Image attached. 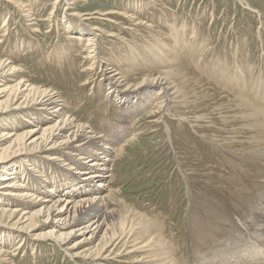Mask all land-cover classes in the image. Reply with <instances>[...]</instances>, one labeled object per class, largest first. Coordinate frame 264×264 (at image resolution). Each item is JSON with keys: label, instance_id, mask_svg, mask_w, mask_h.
I'll use <instances>...</instances> for the list:
<instances>
[{"label": "rangeland", "instance_id": "rangeland-1", "mask_svg": "<svg viewBox=\"0 0 264 264\" xmlns=\"http://www.w3.org/2000/svg\"><path fill=\"white\" fill-rule=\"evenodd\" d=\"M73 1L0 0V61L20 69L33 86L68 99V112L95 131L121 124L114 117L118 107H125L127 118L140 115L132 123L135 132L122 148L117 146L108 178L106 209L114 211L116 226L107 223L99 243L80 237L58 245L49 238L38 240L52 227L44 218L34 219L30 232L14 231L22 217L9 219L0 207V264L158 263L161 247L156 249L154 238L146 240L134 227L141 219L159 227L160 245L177 264H264L256 256L238 260L251 244L264 249V0ZM76 10L123 16L97 15L90 22L98 35L96 46L86 41L91 32L80 40L68 38L83 31L80 16L71 15ZM159 44L169 48L163 60L155 58ZM129 46L135 48L131 62L125 58ZM98 61L110 63L120 77L126 74L130 87L120 93L124 106L106 101ZM165 72L167 82H173L172 99L158 100L139 114L127 106L152 88L143 84L146 77L158 79ZM15 105L0 104V128L14 122L25 126L20 118L26 116L10 110ZM28 112L42 114L37 108ZM57 153L68 155L65 147ZM44 154L33 155L45 172L49 158ZM4 160L0 175L3 167L9 171L13 163L22 164L11 155ZM29 192L38 190L29 187ZM127 207L132 212L125 211L127 224L121 225L119 210Z\"/></svg>", "mask_w": 264, "mask_h": 264}, {"label": "bare ground", "instance_id": "bare-ground-1", "mask_svg": "<svg viewBox=\"0 0 264 264\" xmlns=\"http://www.w3.org/2000/svg\"><path fill=\"white\" fill-rule=\"evenodd\" d=\"M84 1L85 0H82V2ZM72 2L74 1L72 0ZM85 2L88 3L87 1ZM76 11V14L73 13L71 15L80 16L83 31L81 35L78 34L79 36H74L69 33L70 37L68 38L72 40H80L86 38L87 33L91 32L93 37L91 36L86 41L93 43V45H96V37L98 35L95 33L96 31L94 30V27H91L92 25L90 22L96 21V19H98L97 15L103 16L104 18H107L109 15L123 16L117 12L100 14L98 11H95L82 14L78 13V10ZM107 19H110V17ZM64 22L65 21L61 22V26L66 29L67 27ZM112 36L110 35V37ZM99 39L100 38H98V40ZM178 40L180 39L178 38ZM97 45L99 44L97 43ZM155 48H157L158 51V54L153 51L154 54H156L155 58L163 60V58L161 59V55L165 50L169 51L168 45L162 44ZM134 49L135 48L133 47L128 49L130 51V56L125 57L126 61L131 62L135 60ZM151 49L152 47L149 48V50ZM96 50H98V47ZM98 54L99 53L96 52L93 60L97 59L96 56ZM130 65L131 66L129 67L133 69L131 63ZM98 73L103 84L107 87V95H105L106 101L109 99V104H123L124 106L126 99L123 98L120 93H125L123 91L125 86L126 88L130 87L129 82L126 79V74L122 75L123 77H120L117 70H115L110 63L104 61H98ZM22 75L23 73L20 72V69L15 68L11 63L0 61V104H17L10 108V110L18 111V113L15 114L26 116L23 117L25 121L20 118L25 125L24 127H22L23 125L19 124V122H14L11 124L10 128H7L8 125H3L4 127L0 128V163L7 162L4 158L8 155H11L13 159L17 158V161L15 162H19L18 160L22 161V164L18 168L15 167V163H13L10 167L13 169H10L9 171H7V167H3L2 169L0 175V190L2 192L0 191V198L3 200L0 201V207L5 208L3 209V214H7V218L9 219L15 218L16 215L22 217V223L18 221L13 224L12 227V230H17L19 232L32 231L33 227L30 226L34 225L33 220L40 217L51 223V229L48 230L45 235L39 236L41 238L38 240L49 238L52 239V241H55L58 245L67 244L70 240L80 237L83 239L82 242L85 240L97 241L98 243L102 242L107 235V223L111 224L115 222L114 211H108L106 209V204L109 202L106 192L110 186V184H108V178L111 177L110 173L112 172L113 162L116 160L117 146L120 144V148H122L125 141L129 139L128 137L135 132L133 131L134 127L132 126V123L135 120L137 121V118L140 115H133L130 118H127L125 107H118L114 117L116 122H121V124H115V128L113 127L114 129H112V127H110L112 125H110L109 128H107L108 131L107 129L99 132L95 131L90 126H85V124L77 121V119L68 112L70 106L67 101L68 99L66 100L61 94L52 89L33 86L26 80V78H23L24 75L23 77ZM162 75L163 77H159L158 79L146 77L143 84H150L152 88H150V91L139 92L138 94L141 98L136 99L132 104H127V106L133 107L139 114L158 100H166L165 97L171 98V95L174 94H170V91L174 88L172 87L173 82L171 84L167 82L166 72L162 73ZM168 76L169 75H167V77ZM155 93H157V95ZM4 108L9 109V106ZM32 108H37V110L42 111V114L40 115L36 112L33 114L29 113L28 110ZM62 147H65V151L67 152L66 155L68 154L67 156L63 155V153H57V150L61 151ZM43 150L45 151L44 157L49 158H45L47 169L45 172L43 171V166L35 160L36 156L33 155L34 153ZM53 169L55 171H53ZM57 170H61L62 172ZM31 171H34V174L31 173ZM29 179L33 180V186H28L29 184L27 183ZM48 186L53 189L48 188ZM58 186H64V190L59 192ZM29 187L31 190H38V192L34 194L29 192ZM62 193L66 194V198L61 196ZM16 201H18V203L19 201L24 203L18 206L15 205ZM29 203H32V205H29ZM17 207H20L21 209H18ZM34 207H38V209H33ZM29 209H31V211ZM119 211V222L121 225H125V211L126 214H129L132 210L127 207L125 210L121 208ZM136 215L137 214L133 216L136 217ZM141 218H143L142 214ZM109 219L111 220L109 221ZM136 220L138 221V219ZM141 220L140 224L137 226H134L133 222V226L135 228L138 227V234H142L146 237V240L153 237V244L156 249L157 246L161 247L163 252L159 251L161 259H158V263L177 264L176 260L170 259L172 255L169 256V250H165L166 246L164 247L160 245L161 243L163 245V237L158 231L159 227L155 226L156 224L150 220ZM84 236L85 238H83ZM115 238L117 239V237ZM135 241L138 242L137 240ZM140 243L141 242H139V244ZM150 248L152 251V247ZM255 248L258 247H256L255 244H251V246L247 247L244 256H241L242 258L238 257V260H254L255 258V260H264V249L260 250L258 248V252L256 253L254 251ZM148 254L150 253H147V256ZM254 256L256 257L254 258ZM143 258L145 257L143 256ZM156 259L153 261H156ZM158 263L156 262L155 264Z\"/></svg>", "mask_w": 264, "mask_h": 264}]
</instances>
